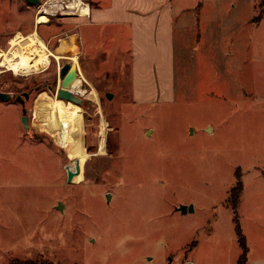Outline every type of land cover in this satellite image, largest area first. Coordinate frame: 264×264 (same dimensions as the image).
Returning a JSON list of instances; mask_svg holds the SVG:
<instances>
[{"label":"rangeland","instance_id":"374dc122","mask_svg":"<svg viewBox=\"0 0 264 264\" xmlns=\"http://www.w3.org/2000/svg\"><path fill=\"white\" fill-rule=\"evenodd\" d=\"M10 1L0 0V46L36 29L52 51L77 54L97 93L83 81L90 92L75 93L81 102L58 97L69 56L30 74L0 63V90H32L28 125L19 101L0 99V264H210L211 252L237 264L227 199L238 168L240 225L254 252L264 251V0H173L175 11L196 14L194 35L187 15L175 21L162 88L156 79L161 98L150 101L133 88L142 84L132 81L129 53L82 52L87 3L70 7L73 15L36 16L37 4L20 0L18 10ZM158 58L143 57L144 67L158 70ZM78 160L84 178L69 182ZM185 204L193 209H177Z\"/></svg>","mask_w":264,"mask_h":264},{"label":"crops","instance_id":"0c3cea01","mask_svg":"<svg viewBox=\"0 0 264 264\" xmlns=\"http://www.w3.org/2000/svg\"><path fill=\"white\" fill-rule=\"evenodd\" d=\"M85 2L88 4V8L90 9L87 14L80 15L78 22L80 29L77 33L81 42L80 46L82 52L89 53V55L90 53H109L110 55H114L116 52L129 53V59L131 60L130 67L133 69L132 81L134 85L136 84V81L137 83L142 84V87L139 85H137L136 88L135 86L133 87L137 90V93L139 92L138 97L147 101L161 98L160 94L157 93L156 90L157 81L159 82V87L162 88L161 82L164 79L163 74L169 70V53L166 52L169 46L166 49L163 48V46L166 47L167 44L169 45V39H171L174 35L173 28L176 25L175 21L177 19H179V21L182 20V17L185 15H187V17L185 16L186 19L192 21V25H188L186 22V24L183 25L189 28L192 27V34L194 35V21L191 18H194L196 14L193 13L192 8L181 7L180 11H175L173 0H85ZM13 3L19 10L21 4L20 0L18 2H12V4ZM158 25L159 28L156 29ZM124 27L128 31L129 29L131 30L128 33L129 35L120 31V28H123L124 30ZM123 33L125 35H123ZM22 34L23 33H20L14 36L12 40L14 41V39L20 37ZM87 35H89V39L92 40L90 45L86 44L88 41ZM106 36H109V38H106ZM154 36L159 41L158 45L154 46L153 43L148 45L150 48L152 47L154 53L150 48H148L151 52L145 53L144 55L142 52H139L141 56H137L136 52L140 51L139 49L141 47L143 48V45H140V43H150V40L155 41ZM112 38H116V40L114 42L111 41V43L107 42L110 41L108 39ZM131 42L132 47L127 45ZM160 43H163L164 45H161ZM107 44H110V46ZM152 54L159 57L157 62L158 70L155 68L153 70L154 72H157L156 77L155 75L153 76V71L144 67V62L142 61L143 57L148 58ZM126 64L128 65V63ZM82 74L84 77L86 76L83 72ZM146 74L148 77H146ZM149 74H151V76ZM85 79L87 83L89 80L86 77ZM88 83H90L89 85L91 89L94 88L97 91L94 84L90 81ZM247 237L245 236L246 245L248 246L246 264H264V251L262 253L254 252L252 246L250 245L249 237L248 239ZM237 242L239 245L238 236ZM196 243L197 241H193L191 245ZM261 245L264 247V243ZM241 253L242 247L240 254ZM240 254L236 259L237 264H239L238 258ZM209 262L210 264H225L223 256L217 252L210 253ZM186 263L201 264L193 258H190V260L186 259ZM230 263L231 262L228 261L227 264Z\"/></svg>","mask_w":264,"mask_h":264},{"label":"bare ground","instance_id":"6f19581e","mask_svg":"<svg viewBox=\"0 0 264 264\" xmlns=\"http://www.w3.org/2000/svg\"><path fill=\"white\" fill-rule=\"evenodd\" d=\"M87 6L86 3H83L82 0H74L70 7H80L82 9H85ZM74 42L71 43V46L68 48H71ZM66 47H58L55 49V52L52 51V49L48 46L47 41L37 32V30H33L29 32L27 35L18 37L14 40V43L11 44L9 48H4L0 46V63L6 65L8 70H12L14 72L20 73H26L30 74L31 72H41L45 69V67L48 66L49 63H51L53 57H55L57 60L60 61L61 58L69 56L70 59L74 63L77 62V57L75 55L71 56L68 55H61L60 52H65ZM57 53V54H56ZM60 53V55H58ZM78 67L79 64L77 63ZM79 69V68H78ZM79 75V77H78ZM77 82L76 85L73 88L74 93H89L90 91H86L82 88V82L86 79L82 74V70H78V74L76 75ZM75 78V80H76ZM73 80L68 84V88L71 90V85L75 81ZM62 79L60 80L61 85ZM92 92L97 93V91L93 88L91 89ZM106 126V123H104ZM104 133L103 137L100 141V151H105V133L106 129L103 127ZM89 155L86 150H84L81 154H79L78 159L84 165V162L86 157ZM73 181L78 182V180H81L84 178V175L81 171H78V173L74 174ZM86 176V175H85Z\"/></svg>","mask_w":264,"mask_h":264},{"label":"water","instance_id":"95a60500","mask_svg":"<svg viewBox=\"0 0 264 264\" xmlns=\"http://www.w3.org/2000/svg\"><path fill=\"white\" fill-rule=\"evenodd\" d=\"M33 4H39L41 2V0H27ZM78 65L77 62L74 63L72 60H67L65 61L61 67H60V80L62 79L61 82V88L58 90V97L59 98H64L65 100H72L74 102H81L82 99L75 94L72 90H70L68 88V84L70 82H72L73 80H75L76 75L78 74ZM106 96L108 98H111L113 96V92L111 91H106ZM12 97H15V95L11 94L10 92L7 91H3L0 90V99H4V100H8ZM23 121L25 123V125H28V116L23 115ZM208 130L210 129V127L207 128ZM80 170V164H79V160L76 163V169H72L71 167H68L67 169V175H68V181L72 182L73 181V177L75 176L74 174L78 173V171ZM110 195V193H109ZM61 203H59V207ZM177 209H179L182 212H187L189 209H193L192 205H181L179 206Z\"/></svg>","mask_w":264,"mask_h":264},{"label":"trees","instance_id":"16d2710c","mask_svg":"<svg viewBox=\"0 0 264 264\" xmlns=\"http://www.w3.org/2000/svg\"><path fill=\"white\" fill-rule=\"evenodd\" d=\"M236 175H237V181L231 188L227 201H228V205L229 206L231 205L232 210H233L234 221H235V231H237L239 245L242 247V253L240 254L238 258V262L239 264H246L248 246L246 245L245 234L242 231V228L240 225V219H239L238 211H237L239 203H240L239 200H240L243 188H244L243 183L241 181V171L239 168L236 170Z\"/></svg>","mask_w":264,"mask_h":264},{"label":"built area","instance_id":"2783aa9c","mask_svg":"<svg viewBox=\"0 0 264 264\" xmlns=\"http://www.w3.org/2000/svg\"><path fill=\"white\" fill-rule=\"evenodd\" d=\"M74 0H41L39 4H37L36 8V16L47 14L49 16L55 15L59 13V11L66 9V11L71 15L75 12L70 8V4ZM83 3H86L85 0H82ZM76 11V10H75ZM36 20V19H35ZM37 24V22H36Z\"/></svg>","mask_w":264,"mask_h":264},{"label":"flooded vegetation","instance_id":"af4514ba","mask_svg":"<svg viewBox=\"0 0 264 264\" xmlns=\"http://www.w3.org/2000/svg\"><path fill=\"white\" fill-rule=\"evenodd\" d=\"M65 61H67V60H65ZM44 84L48 85L49 87L52 86L51 83H48V81H46ZM59 85H60V83H59ZM60 88H61V85L59 86L58 90ZM31 92H32V90L22 91L21 93L13 94V95H15V97H12L13 99H15L21 103L22 111H23L24 115H25V113H27L26 103L28 102V100L31 97ZM57 93H58V91H57ZM23 117L24 116L22 115V119H23ZM28 121H29V118H28Z\"/></svg>","mask_w":264,"mask_h":264}]
</instances>
